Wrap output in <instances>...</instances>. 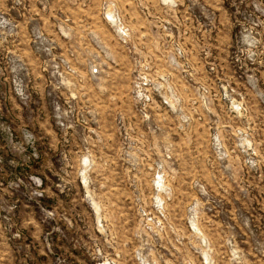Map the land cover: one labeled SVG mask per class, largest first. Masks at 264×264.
Listing matches in <instances>:
<instances>
[{"label": "rangeland", "instance_id": "rangeland-1", "mask_svg": "<svg viewBox=\"0 0 264 264\" xmlns=\"http://www.w3.org/2000/svg\"><path fill=\"white\" fill-rule=\"evenodd\" d=\"M0 264H264V0H0Z\"/></svg>", "mask_w": 264, "mask_h": 264}, {"label": "built area", "instance_id": "built-area-1", "mask_svg": "<svg viewBox=\"0 0 264 264\" xmlns=\"http://www.w3.org/2000/svg\"><path fill=\"white\" fill-rule=\"evenodd\" d=\"M93 73H94V74H97L98 72L95 70Z\"/></svg>", "mask_w": 264, "mask_h": 264}]
</instances>
